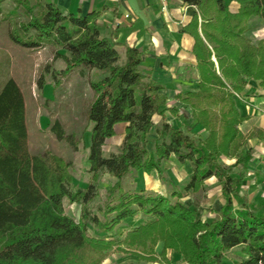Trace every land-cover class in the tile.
Wrapping results in <instances>:
<instances>
[{"label": "trees", "instance_id": "trees-1", "mask_svg": "<svg viewBox=\"0 0 264 264\" xmlns=\"http://www.w3.org/2000/svg\"><path fill=\"white\" fill-rule=\"evenodd\" d=\"M35 1L32 5L31 0H17L29 19L12 27L10 40L27 49L52 45L66 51L62 76L78 69L98 75L89 82L96 97L87 110L92 124L87 163L93 181L101 172L117 181L98 208L101 220L90 207L93 186L74 188L69 163L49 151L30 154L24 98L15 81L7 79L0 88V264H102L113 251L146 263H168L171 251L184 264H223L225 253L235 248L243 257L236 264H264V209L247 208L240 196L243 172H233L237 167L246 169L251 159V150H242L245 142L263 137L260 132L241 133L239 126L246 117L240 115L234 95L241 96L249 80L264 90V39L254 44L247 36L251 18L264 23V0H235L236 13L223 0L186 1L197 9L182 31L194 38L199 83L196 91L177 98L207 134L204 139L168 122L178 110L167 106L164 88L152 79L151 69L142 67V51L103 37L100 12L64 15L50 0ZM105 91L110 99L104 111L98 99ZM155 117L160 125L149 151L147 135ZM120 124L126 125L121 145L124 167L99 155ZM54 127L61 140V129L58 124ZM171 155L180 164H190L184 192L203 191L212 177L219 183L223 204L213 211L212 221L197 219L180 192L168 197L122 190L121 181L137 160L145 174L154 171L161 182H168L161 164ZM222 158L234 163L225 165ZM65 199L81 206L78 221L65 214ZM235 200L241 203L238 210ZM138 216L143 223L120 241L111 238L123 221ZM88 225L104 236H89Z\"/></svg>", "mask_w": 264, "mask_h": 264}, {"label": "rangeland", "instance_id": "rangeland-1", "mask_svg": "<svg viewBox=\"0 0 264 264\" xmlns=\"http://www.w3.org/2000/svg\"><path fill=\"white\" fill-rule=\"evenodd\" d=\"M42 1V0H41ZM44 2V0L42 1ZM36 1L31 0L35 5ZM37 10H34L36 12ZM29 19L26 10L19 7L17 0H0V88L7 79H13L20 88L25 104V121L28 134V149L31 155L42 154L49 151L61 157L70 164L72 186L85 190L87 186H93L94 199L90 205L92 213L99 216L98 208L103 204L105 192L116 183V179L106 172H101L97 180L93 181V174L87 163L88 149L90 145V130L92 124L87 121V110L96 95L90 87V81L98 78L81 69L72 71L67 76L63 72L68 59V53L57 49L52 45H44L36 49H27L14 44L10 40L12 27L19 22H26ZM110 92L105 91L100 97L99 103L105 111L108 107ZM181 123L177 122L178 128L191 135L204 139L206 133L197 126L188 116V109L184 108ZM155 126L147 135V148L152 151L155 141V128L160 125V120L154 118ZM168 122L174 123L169 117ZM58 124L63 138H56L54 125ZM174 126V125H173ZM118 135L106 141V144L99 152L105 158L115 159L121 167L126 162L121 156V145L124 134L123 126L116 127ZM152 143V144H151ZM258 155L262 156L264 146L261 143L256 145ZM252 161L246 169L237 167L233 172H243L244 180L240 189V196L243 203L249 209H264V186L262 184V171L260 162L262 159ZM264 161V159H263ZM222 163L230 165L225 158ZM142 161L137 160L133 168H130L127 175L121 181V188L125 192L157 193L168 196L173 192H180L183 195L182 201L191 209H195L197 219L212 221L215 215L212 213L223 203L220 194V186L217 181L210 179L205 184L203 191L198 193L184 192L183 189L189 181V175H185V166L178 164L174 159L162 162L161 168L164 171L168 182H161L153 171L145 174L141 169ZM209 197L206 198V194ZM191 200H193L191 202ZM65 214L75 221L79 220L81 206L71 204L68 200L63 201ZM241 206L239 200H235L234 208L238 210ZM144 222V218L138 216L134 219L123 221L112 233L111 238L120 241L126 232ZM87 233L91 237H103L98 234L92 225L87 226ZM161 244L155 248L157 254L161 251ZM239 248L232 249L225 253L223 264H236L242 260ZM168 263L158 261L157 263H146L128 254L110 252L102 264H184L179 255L168 251Z\"/></svg>", "mask_w": 264, "mask_h": 264}, {"label": "crops", "instance_id": "crops-1", "mask_svg": "<svg viewBox=\"0 0 264 264\" xmlns=\"http://www.w3.org/2000/svg\"><path fill=\"white\" fill-rule=\"evenodd\" d=\"M50 1L64 15L73 14L77 11H80L83 16L94 11L100 12L98 24L99 31L103 37L108 38L115 44L141 50L142 67L151 69L152 79L164 88L163 92L167 96V106H175L178 110L176 118L168 116L174 121L171 124L176 127V121L181 123L184 117L182 112L186 107L180 103L177 95L196 91L199 83L196 60L192 54L194 38L182 31L197 14L196 7L187 4V0H166L165 3L161 0ZM223 1L230 12H237L238 4L235 0ZM126 15L128 17H125ZM247 36L254 44L264 39V23L258 18H251ZM118 50L122 52L123 47H118ZM240 97L242 101L236 99L237 108L240 115L246 117V120L239 126V130L243 135L260 132L261 136H263L262 138L255 136L247 140L242 150L243 152L248 150L252 152L248 164L254 160L262 159L260 165L263 178L264 149L262 150V156H259L256 145L261 143L264 146V90L259 86L258 82L249 80L246 90ZM188 111V116L196 124L191 118L189 109ZM118 126H123L124 134L126 125L120 124ZM117 135L118 132L116 131L114 137ZM153 139L155 141V138ZM171 159L180 164L175 156L171 155L168 160ZM226 160L230 165L234 163V160ZM180 165L185 166V171H189L185 172V175L190 176L192 173L190 164L185 162ZM210 179L217 181L214 177ZM210 179L206 180L205 184ZM208 197L209 194L207 192L206 198ZM219 208H215V211L219 210ZM200 220L206 221V219Z\"/></svg>", "mask_w": 264, "mask_h": 264}, {"label": "built area", "instance_id": "built-area-1", "mask_svg": "<svg viewBox=\"0 0 264 264\" xmlns=\"http://www.w3.org/2000/svg\"><path fill=\"white\" fill-rule=\"evenodd\" d=\"M161 1H162L163 3L166 2V0H161ZM125 17H128V16L126 15ZM234 96H235V99H237V100H239V101H242V99H241L240 96H238V95H234ZM262 170H263L262 184H263V186H264V163H263V168H262Z\"/></svg>", "mask_w": 264, "mask_h": 264}]
</instances>
